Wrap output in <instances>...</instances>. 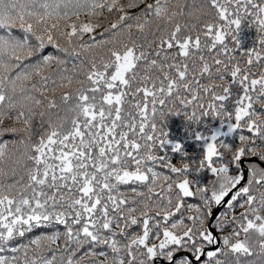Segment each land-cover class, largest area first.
<instances>
[{"label":"snow or ice","instance_id":"6c2138e0","mask_svg":"<svg viewBox=\"0 0 264 264\" xmlns=\"http://www.w3.org/2000/svg\"><path fill=\"white\" fill-rule=\"evenodd\" d=\"M6 134L0 264H264V0H0Z\"/></svg>","mask_w":264,"mask_h":264},{"label":"trees","instance_id":"16d2710c","mask_svg":"<svg viewBox=\"0 0 264 264\" xmlns=\"http://www.w3.org/2000/svg\"><path fill=\"white\" fill-rule=\"evenodd\" d=\"M149 2H151V0H149ZM81 19H85V17L82 16ZM109 19H112V18L109 17ZM203 19H214V17H205ZM248 19H251V17H249ZM105 24H107V21H105ZM194 35H195V33H193V36ZM255 36H256L255 29L249 28L247 21H245L243 23L242 28H241L240 33H239V38H240L241 44H242L244 49L250 48L254 45ZM85 38L87 39V37H85ZM201 39L203 41L204 38L201 37ZM227 42L229 43V46H234L231 39H229ZM45 51L46 52H52L53 49L51 47H48ZM197 55H199V53H197ZM204 55L207 56L208 53L205 52ZM237 55H239V52H237ZM187 63L189 65L190 72L195 71V69L193 67V60L191 58L187 61ZM196 63L198 65V61ZM253 71H255V68L253 69ZM174 74L175 73L173 72V75ZM57 99H58V96H57ZM125 109L126 110H132L129 108V106L127 104L125 105ZM230 110H231V106H230ZM188 111L191 112V109H189ZM204 125H208L209 127L206 128V127H204ZM184 126H185V121H184V118L182 116L181 117H170L169 118V125H168V130L170 132V138H172L174 140H180L182 142H185L186 144L192 143V149H189L190 154H192L193 149H195L196 152L202 151V143H200V142L193 143L191 140H189L187 132L184 131ZM217 126H219V121L213 120L209 116V117L202 118V124L201 125H189L188 127H189V130H191L192 128H195L196 130H199L204 134H210L211 128L217 127ZM245 134H247V133H245ZM11 139H13V137L9 134H6L3 138H0V141L11 140ZM223 139L226 142L236 143V141L234 139L229 138V137H224ZM197 144H199V147H197ZM175 160H176V157L173 158V162H175ZM239 211H241V210L237 209V212H239ZM43 231H47V230L46 229H36L33 232L27 234L25 238L15 241V244L23 243L27 239H30V238L38 235L40 232H43Z\"/></svg>","mask_w":264,"mask_h":264},{"label":"rangeland","instance_id":"374dc122","mask_svg":"<svg viewBox=\"0 0 264 264\" xmlns=\"http://www.w3.org/2000/svg\"><path fill=\"white\" fill-rule=\"evenodd\" d=\"M217 127H218V126H217ZM224 130H226V128H225Z\"/></svg>","mask_w":264,"mask_h":264}]
</instances>
